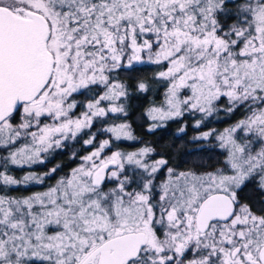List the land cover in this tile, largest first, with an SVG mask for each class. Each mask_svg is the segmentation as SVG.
I'll use <instances>...</instances> for the list:
<instances>
[{
	"label": "snow or ice",
	"instance_id": "6c2138e0",
	"mask_svg": "<svg viewBox=\"0 0 264 264\" xmlns=\"http://www.w3.org/2000/svg\"><path fill=\"white\" fill-rule=\"evenodd\" d=\"M0 264H264V0H0Z\"/></svg>",
	"mask_w": 264,
	"mask_h": 264
},
{
	"label": "rangeland",
	"instance_id": "374dc122",
	"mask_svg": "<svg viewBox=\"0 0 264 264\" xmlns=\"http://www.w3.org/2000/svg\"><path fill=\"white\" fill-rule=\"evenodd\" d=\"M133 103L135 104V102L133 101ZM136 111H138V109L136 110ZM139 114V113H138ZM138 114L136 113V112H133L131 115H132V119H133V121H136V119H137V116H138ZM139 122H137V124H138ZM139 127L137 128V126H136V132H137V134H142L143 132H144V127L139 123ZM215 126H217V127H223L224 125L223 124H217V125H215ZM178 127V125H176L175 126V128H177ZM139 132V133H138ZM174 132L175 131H173L172 130V132H170L164 139H171V137L174 139V143H173V145H172V152H176L177 150H179V152H180V154H181V159H183L184 158V148L186 147V145H185V141L187 140V136H185V137H183V139H176L175 138V136H174ZM193 133H192V131L191 130H189V132H188V135L190 136V135H192ZM174 136V137H173ZM160 139H162V138H160ZM146 140V139H145ZM163 141H165V140H163ZM158 142L159 141H156V146H158ZM172 142V141H171ZM69 151H70V149H69ZM171 152V153H172ZM60 156H62V157H64V161H66V163H67V156H68V152H64V153H61V154H58V155H56L55 156V158H56V161H55V159H52L49 163H48V165H47V167H52V166H54L55 164H57L59 161V159H61L60 158ZM72 165L71 164H69V167H71ZM22 173H17V175H21ZM241 195L242 196H246V195H248V192L246 191V189H245V191L244 192H242L241 193Z\"/></svg>",
	"mask_w": 264,
	"mask_h": 264
},
{
	"label": "trees",
	"instance_id": "16d2710c",
	"mask_svg": "<svg viewBox=\"0 0 264 264\" xmlns=\"http://www.w3.org/2000/svg\"><path fill=\"white\" fill-rule=\"evenodd\" d=\"M135 103H138L137 101H134ZM137 114L139 113V109H138V111H135ZM131 119H132V115H131V117H130ZM133 120V119H132ZM136 126H137V128L140 126L139 125V123L138 124H136ZM175 126H176V124H171L167 129H164V130H157L156 132H155V134L153 135V134H148L145 130H144V132L142 133V134H138V135H141L144 139H146V140H152V141H154L155 143H156V141H159L158 142V146H157V148H161L162 146H164V145H169L170 143L173 145V143H174V139L171 137V139H164L170 132H172V130L173 131H175L176 130V128H175ZM139 133V132H138ZM174 137V136H173ZM160 138H162V139H160ZM176 139H178V138H176ZM163 140H165V141H163ZM172 141V142H171ZM157 144V143H156ZM170 144V145H171ZM172 145H171V150H170V152H169V154H171V152H172ZM60 158L61 159H59L58 161V163H66V161H64V157H62V156H60ZM55 159V161H56V158H54ZM69 166V165H68ZM246 191L247 192H249V190L248 189H246Z\"/></svg>",
	"mask_w": 264,
	"mask_h": 264
}]
</instances>
